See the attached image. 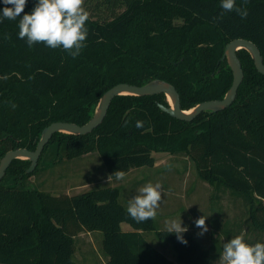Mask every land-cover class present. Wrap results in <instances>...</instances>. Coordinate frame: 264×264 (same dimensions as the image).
I'll return each mask as SVG.
<instances>
[{
    "label": "trees",
    "instance_id": "obj_1",
    "mask_svg": "<svg viewBox=\"0 0 264 264\" xmlns=\"http://www.w3.org/2000/svg\"><path fill=\"white\" fill-rule=\"evenodd\" d=\"M35 3L28 0L23 12ZM236 4L247 9L246 17L223 10L220 0H96L95 14L85 9L88 35L75 57L44 42L30 47L18 37L20 17L5 18L0 22V157L16 147L33 150L51 122L83 124L102 93L119 82L168 81L183 109L221 98L232 82V71L221 60L230 40L253 41L264 63V0ZM236 53L243 79L234 101L222 110L185 121L161 110L158 103L168 105L163 93L118 95L91 132L54 133L33 172L25 171L28 160H12L0 181V264H78L75 238L93 231L102 234L106 264H173L147 240L150 230L170 243L181 264L219 260L226 240L212 237L205 247L186 230L185 243L158 228L154 218L137 222L119 201L117 186L72 195L28 187L27 178L48 156L71 159L97 151L108 177L117 178L118 171L152 167L154 152L184 153L201 180L241 198L251 227L264 234V75L245 49ZM137 120L142 127H136ZM122 222L132 229L123 230Z\"/></svg>",
    "mask_w": 264,
    "mask_h": 264
},
{
    "label": "rangeland",
    "instance_id": "obj_2",
    "mask_svg": "<svg viewBox=\"0 0 264 264\" xmlns=\"http://www.w3.org/2000/svg\"><path fill=\"white\" fill-rule=\"evenodd\" d=\"M96 0H84L83 7L95 14ZM61 154V153H60ZM156 167L141 166L132 168L122 178L108 177L107 171L97 151L67 159L43 158L38 169L27 178L28 187H36L53 195H68L87 191L95 187L117 186L120 189L119 201L128 207L130 199L138 194L146 183L159 181L162 185V198L156 209L155 223L158 228L167 229L168 222L181 221L191 230L202 244L207 245L212 237L223 243L235 235H242L249 243L264 242V234L251 227L247 208L240 197L229 190L216 191L196 173L193 161L184 153L154 152ZM61 158V159H60ZM205 216L206 231L197 227L195 220ZM123 229L131 228L122 222ZM147 240L164 252L173 264H181L169 242L159 239L155 231L145 232ZM100 231L82 233L75 238V260L78 264H105L101 246ZM214 264H220V260Z\"/></svg>",
    "mask_w": 264,
    "mask_h": 264
},
{
    "label": "clouds",
    "instance_id": "obj_3",
    "mask_svg": "<svg viewBox=\"0 0 264 264\" xmlns=\"http://www.w3.org/2000/svg\"><path fill=\"white\" fill-rule=\"evenodd\" d=\"M0 22L19 19L18 37L26 38L31 47L44 42L50 48L62 47L72 56H77L85 46L88 28V12L83 7L84 0H36L29 12H23L28 0H0ZM220 7L226 11L235 10L243 18L247 9L237 6L236 0H220ZM23 12V15L21 13ZM143 121L137 120L136 127H142ZM122 178L123 171L116 172ZM162 185L159 181L144 184L134 195L126 209L137 222L147 221L156 216V209L162 198ZM201 231H206L205 216L195 220ZM187 226L172 219L168 222L167 232H175L178 239L186 243L182 233ZM220 264H264V242L249 243L242 235H235L223 243L219 255Z\"/></svg>",
    "mask_w": 264,
    "mask_h": 264
},
{
    "label": "water",
    "instance_id": "obj_4",
    "mask_svg": "<svg viewBox=\"0 0 264 264\" xmlns=\"http://www.w3.org/2000/svg\"><path fill=\"white\" fill-rule=\"evenodd\" d=\"M242 48L251 56L256 70L264 75V63L257 45L249 39L234 38L225 45L223 52L222 58L226 59L227 65L232 71V82L221 98L200 101L188 109H183L180 105V96L177 89L172 83L163 79L151 78L139 85L127 82L116 83L102 93L97 102L93 105L89 119L83 124L70 121L51 122L40 132L33 150L26 147H16L7 150L0 157V181L7 167L14 159L28 160L30 163L25 171L26 173L33 172L38 164L44 146L54 133L61 132L65 134L82 135L91 132L103 121L112 99L118 95L144 96L163 93L168 105L158 103L161 110L177 119L185 121L192 120L201 112L212 113L226 108L234 101L237 89L243 79L242 65L236 53L237 50Z\"/></svg>",
    "mask_w": 264,
    "mask_h": 264
},
{
    "label": "crops",
    "instance_id": "obj_5",
    "mask_svg": "<svg viewBox=\"0 0 264 264\" xmlns=\"http://www.w3.org/2000/svg\"><path fill=\"white\" fill-rule=\"evenodd\" d=\"M156 165H157V162L155 161V163H154V165H153V167H156ZM123 229V228H122ZM132 229V227L131 228H128V229H123V230H131ZM82 233H91V232H82ZM82 233H80L79 235H78V237H81V234ZM204 245V244H203ZM208 245V244H207ZM207 245H204L205 247H207ZM106 260H107V258L105 257V264H106ZM173 262V261H172Z\"/></svg>",
    "mask_w": 264,
    "mask_h": 264
},
{
    "label": "flooded vegetation",
    "instance_id": "obj_6",
    "mask_svg": "<svg viewBox=\"0 0 264 264\" xmlns=\"http://www.w3.org/2000/svg\"><path fill=\"white\" fill-rule=\"evenodd\" d=\"M224 52V51H223ZM223 57V55L221 56V60H225L226 61V59L225 58H222ZM227 63V62H226ZM41 156V155H40ZM40 158V157H39ZM39 161V160H38Z\"/></svg>",
    "mask_w": 264,
    "mask_h": 264
}]
</instances>
